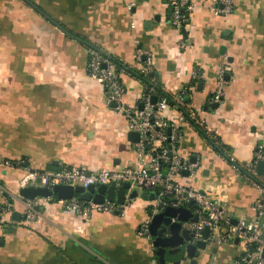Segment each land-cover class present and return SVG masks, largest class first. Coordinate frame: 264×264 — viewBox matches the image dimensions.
Masks as SVG:
<instances>
[{
	"label": "crops",
	"instance_id": "1",
	"mask_svg": "<svg viewBox=\"0 0 264 264\" xmlns=\"http://www.w3.org/2000/svg\"><path fill=\"white\" fill-rule=\"evenodd\" d=\"M175 1L0 0V160L23 162L0 167L8 193L0 204L7 198L13 207L0 222V264H158L153 241L138 233L155 198L138 195L123 214L88 220L64 215L55 200L39 205L33 223L25 219L26 199L18 191L35 171L115 170L151 159L146 154L140 162L124 115L107 103L103 83L89 76L90 46L137 69L136 49L145 52L154 82L172 96L182 94L183 107L227 150L219 153L191 121L184 123L179 148L196 168L175 180L220 189L233 221L255 215L259 191L234 162L251 161L264 142V0H234L229 14L214 10L217 0H192L194 11L180 31L169 22ZM221 68L223 102L215 108L210 99ZM123 82L124 101L137 104L142 85L129 71ZM198 251L197 264H232L245 244L207 243Z\"/></svg>",
	"mask_w": 264,
	"mask_h": 264
},
{
	"label": "built area",
	"instance_id": "2",
	"mask_svg": "<svg viewBox=\"0 0 264 264\" xmlns=\"http://www.w3.org/2000/svg\"><path fill=\"white\" fill-rule=\"evenodd\" d=\"M194 7L192 0H176L172 3L169 22L176 30L180 31L187 26ZM234 8V0H217L214 6L216 12L223 14L232 13ZM180 44L182 47L186 46L184 42ZM88 48L87 71L89 76L103 83L107 103L124 115L130 132L139 134L138 140L134 141V146L141 158L140 162L143 161L146 154H150L151 159L147 164L142 163L136 167H123L115 170L88 171L84 168L66 165L59 170L35 171L30 174L28 179L30 185L52 189L59 184L79 185L84 188L92 184L96 186L105 184L118 189L122 188L124 183H129L123 204L109 200L103 202H95L92 199L84 201L78 198L57 200L64 215H76L87 220L95 213L123 214L126 207L132 202L133 198L130 196L132 191L140 193L152 190L156 195L154 213L162 211L167 205L195 208L194 214L198 216V220L183 222V227L195 232V241L203 239V232L208 227L207 243L226 245L238 240L245 244L244 253L232 264H264V142L258 145L251 161L238 165L231 159L242 177L259 191V195L253 203L255 215L233 221L226 213V201L220 189L216 187H186L175 180V176L183 170L189 169L193 172L196 168V164L191 163L179 148L183 124L191 121L194 127L196 124L200 125L213 139H216L213 132L198 118L195 111L183 107V95L173 96L174 101L172 102L167 95L157 93L156 82L151 83L149 87L131 73L142 85V93L137 104L129 105L124 101L126 87L123 75L127 73V69L106 57L97 47L90 46ZM135 54L138 69L131 66L129 68L137 69L143 75L152 72L151 60L148 58L143 61L146 56L145 52L138 48ZM225 76V68H221L218 72L220 87L214 92L210 103L223 102L221 85L225 82ZM164 92L166 91L164 90ZM154 96H156V102L153 103ZM171 109L177 110L178 114L176 116L166 115V112ZM14 164L21 166L23 162L0 160V167L13 166ZM5 193V188L0 183V195H5ZM53 201L55 200L52 196L26 199L24 215L27 222L33 223L40 217L39 205L41 203L46 204ZM12 211L11 202L5 198V202L0 204V222L7 221L6 219ZM154 213L152 214L154 215ZM151 217L152 215L142 221L138 228L139 235L150 242L153 241L150 233Z\"/></svg>",
	"mask_w": 264,
	"mask_h": 264
},
{
	"label": "water",
	"instance_id": "3",
	"mask_svg": "<svg viewBox=\"0 0 264 264\" xmlns=\"http://www.w3.org/2000/svg\"><path fill=\"white\" fill-rule=\"evenodd\" d=\"M100 50V49H99ZM101 51V50H100ZM104 55V51H101ZM146 58V56L144 57ZM152 102H156V96L152 98ZM142 106V105H141ZM215 108L218 103H214ZM133 141H137L139 134L130 132ZM262 163L259 165L261 171ZM129 188V183H124L122 188L94 184L84 188L82 186L72 185H55L52 189L46 187H37L35 185H26L19 189L18 194L25 199H35L37 197L56 196L58 199L69 200L78 198L79 200H93L95 202H103L105 200L116 201L120 204L125 202L126 190ZM8 196V193H5ZM155 198V192L143 191L138 193L132 191L131 197ZM38 209V207H37ZM15 218L21 219V213L14 212ZM197 221L198 216L194 214L188 207H174L167 205L162 211L152 215L150 222V233L153 238V246L155 247V257L158 264H181L182 261L189 258L191 264H197L195 258L199 256L198 250H204L207 247L206 238L209 234V228L206 227L203 232V239L194 241L195 232L186 227H183L184 221ZM264 237V230H263Z\"/></svg>",
	"mask_w": 264,
	"mask_h": 264
},
{
	"label": "trees",
	"instance_id": "4",
	"mask_svg": "<svg viewBox=\"0 0 264 264\" xmlns=\"http://www.w3.org/2000/svg\"><path fill=\"white\" fill-rule=\"evenodd\" d=\"M106 57L110 58L111 60H113L115 63H117L119 66H124L127 71H129L130 73L136 75L138 78H140V80L145 83L146 85H148L149 87L151 86V83L154 82L153 79H156V74L154 71L149 72L147 75H143L140 72L137 71V69H131L129 67H127V65L125 63H123L121 60L119 59H115L111 56L106 55ZM157 84V83H156ZM157 93L158 94H164L167 95V97L170 99V101H174L173 96L164 92L163 88L157 84ZM184 98V96H183ZM196 128L198 129V131L200 132V134L203 135V137L214 147V149H216L219 153L224 154L227 156V150L225 148V145H223L217 138L213 139L211 137V135L207 132V130L203 127H201L200 125L196 124ZM54 200H58L57 197H54Z\"/></svg>",
	"mask_w": 264,
	"mask_h": 264
}]
</instances>
